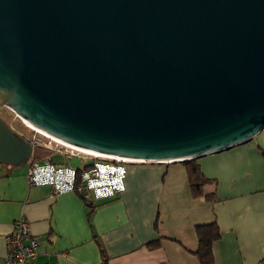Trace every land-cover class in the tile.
I'll use <instances>...</instances> for the list:
<instances>
[{
	"label": "water",
	"instance_id": "water-1",
	"mask_svg": "<svg viewBox=\"0 0 264 264\" xmlns=\"http://www.w3.org/2000/svg\"><path fill=\"white\" fill-rule=\"evenodd\" d=\"M7 105L123 159L245 143L264 128V0H0ZM33 148L0 118V164L26 165Z\"/></svg>",
	"mask_w": 264,
	"mask_h": 264
},
{
	"label": "crops",
	"instance_id": "crops-1",
	"mask_svg": "<svg viewBox=\"0 0 264 264\" xmlns=\"http://www.w3.org/2000/svg\"><path fill=\"white\" fill-rule=\"evenodd\" d=\"M263 151L264 128L196 158L214 201L192 194L182 162L127 164L124 190L97 202L30 183L29 165L0 164V257L23 217L38 241L25 264H200L195 228L215 222L214 264H264Z\"/></svg>",
	"mask_w": 264,
	"mask_h": 264
},
{
	"label": "built area",
	"instance_id": "built-area-1",
	"mask_svg": "<svg viewBox=\"0 0 264 264\" xmlns=\"http://www.w3.org/2000/svg\"><path fill=\"white\" fill-rule=\"evenodd\" d=\"M68 150H70V156L76 157L73 153L75 151ZM55 152L58 156L66 157L64 152L59 150ZM83 156L89 157L88 160H92V163L87 164L88 168L81 171L79 175L76 170L65 165L52 163L49 160H45L44 164L30 162L28 169L30 183L51 185L54 188V194L76 192L84 196L83 198L86 201L94 200L97 202L113 199L124 190L123 180L127 164L158 163L92 157L86 154H83ZM81 159L86 160V157H81ZM37 249V239L31 234L27 221L20 217L14 222L12 233L6 237V255L0 257V264H25L28 261L35 260L38 257Z\"/></svg>",
	"mask_w": 264,
	"mask_h": 264
},
{
	"label": "rangeland",
	"instance_id": "rangeland-1",
	"mask_svg": "<svg viewBox=\"0 0 264 264\" xmlns=\"http://www.w3.org/2000/svg\"><path fill=\"white\" fill-rule=\"evenodd\" d=\"M0 118L3 121H5L10 127H12V130L18 136L23 137L26 141L30 142L34 146L32 156L29 159L28 163L51 160L55 164L65 165L73 170L81 169L82 167L86 166V164L92 163V160H88L90 158L87 156H83V154H78L76 152H73L76 155V157L70 156L69 153L70 150H68V148H65L63 146L61 147V145H58L55 142L53 143L52 140H49L48 138L28 129L21 122V120L15 115V113L9 110L6 106L0 107ZM56 150L64 152L66 154V157L58 156L57 153L55 152ZM81 157L83 158L86 157V160L81 159ZM27 165L28 164L19 167L25 169ZM76 194L82 199H84L83 198L84 196L79 195L78 193ZM93 201L94 200H90L89 202H93Z\"/></svg>",
	"mask_w": 264,
	"mask_h": 264
},
{
	"label": "trees",
	"instance_id": "trees-1",
	"mask_svg": "<svg viewBox=\"0 0 264 264\" xmlns=\"http://www.w3.org/2000/svg\"><path fill=\"white\" fill-rule=\"evenodd\" d=\"M262 156L264 158V151L262 152ZM43 162L44 161L38 163L41 164ZM182 163H184L186 167L188 184L192 194L198 198H204L205 200L208 201H214V193L211 194L202 193V187L207 182V180L203 177L199 169V166L196 164V158L189 161H184ZM87 168L88 166H84L81 169H77L76 172L79 175L81 171ZM195 235H196L198 247L197 250L194 252V255L198 259V262L200 264H214L212 246L214 242L218 241L221 237V232L217 224L214 222L206 225H198L195 228Z\"/></svg>",
	"mask_w": 264,
	"mask_h": 264
},
{
	"label": "bare ground",
	"instance_id": "bare-ground-1",
	"mask_svg": "<svg viewBox=\"0 0 264 264\" xmlns=\"http://www.w3.org/2000/svg\"><path fill=\"white\" fill-rule=\"evenodd\" d=\"M9 110L10 107H8V105L6 106ZM12 111V110H11ZM13 112V111H12ZM15 115L21 120V122L30 130L34 131L35 133L39 134V135H42L46 138H48L49 140H52L53 143H57L58 145H61V147H65V148H68V149H71L75 152H78V153H82V154H86V155H90V156H93V157H104V158H111V159H120V160H125V161H139V160H132V159H123V158H119V157H113V156H108V155H104V154H100V153H97V152H93V151H90V150H87V149H82V148H79V147H76V146H73L61 139H58V138H55L53 137L52 135L46 133L45 131L35 127L34 125H32L31 123H29L28 121H25L24 119L20 118L16 113ZM178 161V160H177Z\"/></svg>",
	"mask_w": 264,
	"mask_h": 264
}]
</instances>
